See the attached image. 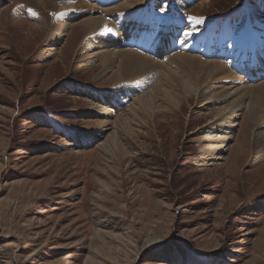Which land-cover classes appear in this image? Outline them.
Listing matches in <instances>:
<instances>
[{
	"label": "rangeland",
	"instance_id": "obj_1",
	"mask_svg": "<svg viewBox=\"0 0 264 264\" xmlns=\"http://www.w3.org/2000/svg\"><path fill=\"white\" fill-rule=\"evenodd\" d=\"M121 1L69 11L76 1L0 0V264H264V156L254 128L239 137L246 110L223 147H211L216 106L176 96L130 110L115 71L76 52L84 32L74 24ZM175 1L149 11L163 28L184 22L197 43L220 24L235 35L264 29V0ZM69 12L50 40L49 26ZM112 89L109 101L92 93ZM108 102L117 114L106 124L90 106Z\"/></svg>",
	"mask_w": 264,
	"mask_h": 264
},
{
	"label": "bare ground",
	"instance_id": "obj_2",
	"mask_svg": "<svg viewBox=\"0 0 264 264\" xmlns=\"http://www.w3.org/2000/svg\"><path fill=\"white\" fill-rule=\"evenodd\" d=\"M61 1H76V4L65 6L69 11L86 7L91 10L93 6L83 3L82 0ZM153 1L146 0L147 3L142 9L137 7L142 4V0H124L114 6L104 5L105 7L99 8L102 12L100 15L84 16L74 24L84 32L82 40L77 44L76 52L80 54L89 52L90 58L101 59L103 71H115L116 86L120 95H123L124 99L134 97L130 102V110H133L134 105L139 104L140 111H146L151 105L155 106L156 100L173 105L176 96L183 102L198 99L200 106L205 108L216 106L215 120L205 129L208 133L206 141L211 147L216 148V145L223 147L239 113L245 109L246 128L243 130V136L240 134L239 137L245 143L248 132L254 128V144L261 146V152L257 157H263L264 29L257 34L246 30L239 31L235 35L232 29L220 24L201 34L199 31L198 34L202 36L209 34L211 37L202 43H197L184 35V32L189 30L180 31L181 22L175 20V24H169L167 20L166 28L157 27L155 24L158 22L153 19L149 11L152 8L151 4H154ZM182 1L184 0L175 1L176 9L181 8ZM208 3L209 1L202 0L197 7L202 8ZM70 13L63 15L54 25L49 26L47 34L50 40H59L64 34L65 29L71 24L69 17L73 13L71 15ZM14 21L19 24L21 20ZM146 21L150 26L145 25ZM45 27L47 28L45 24L38 26L40 30ZM177 35L180 36L176 38ZM77 37L78 35H75L71 38L70 45H75ZM171 45L174 47L168 50ZM247 48L250 52L258 54L255 57L257 61H250L253 58L247 59L250 58L246 54ZM159 51H163L160 56ZM256 64L258 66H255ZM156 73L158 77L155 79ZM136 77L140 79H135ZM142 77L145 79L143 80ZM154 79L152 84L150 81ZM147 82H150L149 87ZM144 85L146 88L139 93ZM114 91L116 90L112 89L110 93L103 91L92 93L104 101H109L112 97L110 94ZM107 96H109L108 100ZM112 108L109 102L107 106L97 104L90 106V110L99 113L98 115L102 117L101 121L106 124L111 123V116L117 114ZM115 119L120 120V115ZM110 138L117 147L114 135ZM75 139H78L77 136ZM77 143L85 142L77 141ZM208 155L209 153L203 154L202 160H208Z\"/></svg>",
	"mask_w": 264,
	"mask_h": 264
},
{
	"label": "snow or ice",
	"instance_id": "obj_3",
	"mask_svg": "<svg viewBox=\"0 0 264 264\" xmlns=\"http://www.w3.org/2000/svg\"><path fill=\"white\" fill-rule=\"evenodd\" d=\"M162 11H163V9H162ZM29 12H30L32 15H35V13H32L30 9H29ZM187 19H188L190 22H191V21H194L196 24H200V23L203 22V18H200V17H188ZM184 35H185V36H189V35H191V33H190V32H184Z\"/></svg>",
	"mask_w": 264,
	"mask_h": 264
}]
</instances>
